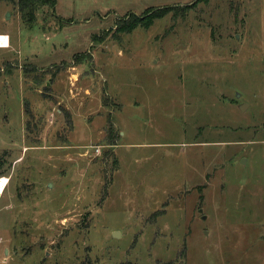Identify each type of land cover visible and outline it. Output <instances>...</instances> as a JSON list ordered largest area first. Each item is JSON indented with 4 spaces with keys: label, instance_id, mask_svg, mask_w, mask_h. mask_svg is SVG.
<instances>
[{
    "label": "rangeland",
    "instance_id": "374dc122",
    "mask_svg": "<svg viewBox=\"0 0 264 264\" xmlns=\"http://www.w3.org/2000/svg\"><path fill=\"white\" fill-rule=\"evenodd\" d=\"M55 2L0 1V264H264V0Z\"/></svg>",
    "mask_w": 264,
    "mask_h": 264
},
{
    "label": "trees",
    "instance_id": "16d2710c",
    "mask_svg": "<svg viewBox=\"0 0 264 264\" xmlns=\"http://www.w3.org/2000/svg\"><path fill=\"white\" fill-rule=\"evenodd\" d=\"M7 3H10L14 5L19 13L20 21L28 25L29 27H32L36 23V12L39 10V8L42 7V5H49V10H51V13L54 15V9L56 6L55 0H0ZM166 13L165 9H156L154 12L150 15L152 19L159 18ZM142 23L138 18H134L130 22L126 24L120 25L118 27L119 30H122L126 33H129L132 31L138 24ZM147 23V21H146ZM76 56L74 60L77 58ZM74 63V62H73Z\"/></svg>",
    "mask_w": 264,
    "mask_h": 264
},
{
    "label": "built area",
    "instance_id": "2783aa9c",
    "mask_svg": "<svg viewBox=\"0 0 264 264\" xmlns=\"http://www.w3.org/2000/svg\"><path fill=\"white\" fill-rule=\"evenodd\" d=\"M8 47V37L0 35V48ZM96 152H99V148L95 149ZM9 179L2 176L0 177V195L5 191L8 185Z\"/></svg>",
    "mask_w": 264,
    "mask_h": 264
},
{
    "label": "crops",
    "instance_id": "0c3cea01",
    "mask_svg": "<svg viewBox=\"0 0 264 264\" xmlns=\"http://www.w3.org/2000/svg\"><path fill=\"white\" fill-rule=\"evenodd\" d=\"M55 12V11H54ZM9 18V17H8ZM21 22V21H20ZM36 24V23H35ZM1 32V31H0ZM2 36H7L8 37V47H5V48H0V50H2V52H4L3 50H7L9 47H11V52H14L13 51V47H12V44H11V38L9 36V34L7 32H1ZM7 52V51H5Z\"/></svg>",
    "mask_w": 264,
    "mask_h": 264
},
{
    "label": "water",
    "instance_id": "95a60500",
    "mask_svg": "<svg viewBox=\"0 0 264 264\" xmlns=\"http://www.w3.org/2000/svg\"><path fill=\"white\" fill-rule=\"evenodd\" d=\"M9 17V14H7V18ZM199 212H201V210L199 211Z\"/></svg>",
    "mask_w": 264,
    "mask_h": 264
}]
</instances>
